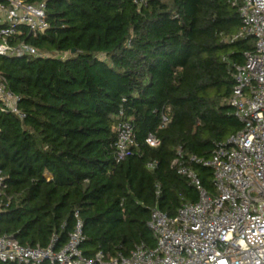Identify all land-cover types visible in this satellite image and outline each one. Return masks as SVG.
<instances>
[{
	"label": "trees",
	"instance_id": "obj_1",
	"mask_svg": "<svg viewBox=\"0 0 264 264\" xmlns=\"http://www.w3.org/2000/svg\"><path fill=\"white\" fill-rule=\"evenodd\" d=\"M21 1H44L49 26L36 36L22 27L15 38L44 56H0L23 115L0 110V235L31 247L55 237L58 250L77 213L88 258L154 247L150 209L174 216L198 198L172 162L192 166L213 194L211 168L189 156L208 158L242 127L224 103L233 65L254 46L249 36L224 41L241 26L242 0ZM120 119L132 125L135 144L116 161ZM149 134L158 145L147 144Z\"/></svg>",
	"mask_w": 264,
	"mask_h": 264
},
{
	"label": "built area",
	"instance_id": "obj_2",
	"mask_svg": "<svg viewBox=\"0 0 264 264\" xmlns=\"http://www.w3.org/2000/svg\"><path fill=\"white\" fill-rule=\"evenodd\" d=\"M7 1L0 2V56H44L34 46L15 38L22 33V27L33 36L46 31L49 23L45 2ZM231 4L237 2L233 0ZM237 7L241 26L224 41L249 36L254 46L244 52L241 64L233 65L234 86L224 103L232 107L242 127L217 143L208 158L189 156L190 163L211 168L215 192L210 194L203 188L192 166L175 159L172 166L196 188L198 198L182 202L174 216H168L156 206L150 209L147 226L155 238L154 247L139 244L127 256L119 253L107 257L98 251L88 258L80 249L85 237L82 221L75 213L74 228L60 249H53L55 237L47 247H31L21 245L13 236L0 235V261L19 264H264V0H242ZM18 100L0 75V110L23 117ZM168 120L165 111L159 127L165 126ZM113 130L115 160L119 161L135 144V135L130 122L124 119H120ZM145 141L150 146L159 144L153 134ZM154 165V162L148 163L149 168ZM2 187L0 176V205Z\"/></svg>",
	"mask_w": 264,
	"mask_h": 264
},
{
	"label": "water",
	"instance_id": "obj_3",
	"mask_svg": "<svg viewBox=\"0 0 264 264\" xmlns=\"http://www.w3.org/2000/svg\"><path fill=\"white\" fill-rule=\"evenodd\" d=\"M71 52L74 53V50H72Z\"/></svg>",
	"mask_w": 264,
	"mask_h": 264
},
{
	"label": "rangeland",
	"instance_id": "obj_4",
	"mask_svg": "<svg viewBox=\"0 0 264 264\" xmlns=\"http://www.w3.org/2000/svg\"><path fill=\"white\" fill-rule=\"evenodd\" d=\"M66 55V54H65Z\"/></svg>",
	"mask_w": 264,
	"mask_h": 264
}]
</instances>
